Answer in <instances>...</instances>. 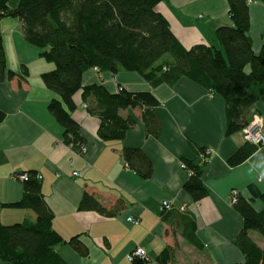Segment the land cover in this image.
<instances>
[{
  "label": "crops",
  "instance_id": "obj_1",
  "mask_svg": "<svg viewBox=\"0 0 264 264\" xmlns=\"http://www.w3.org/2000/svg\"><path fill=\"white\" fill-rule=\"evenodd\" d=\"M17 3L9 0L11 7ZM156 9L186 48L217 46L216 29L231 24L227 0H163ZM249 21L248 35L257 53L264 45L263 2L250 4ZM0 37L7 69L16 73L0 81V224L32 218L28 210L2 205L22 198L18 176L33 171L41 176L53 229L66 240L77 236L84 245V255L67 244L56 247L66 264H130L126 257L138 246L145 249L149 264H158L155 258L166 247L174 249L171 264L243 262V254L234 245L243 220L230 195L237 190L249 198L250 187L264 191V146L242 164H228L244 141L242 131L226 134L228 112L222 97L186 77L153 86L135 72L88 70L82 87L97 84L110 93L123 88L152 94L160 128L157 135H149L143 125L144 110L129 108L120 114L132 117L135 124L124 139L102 141L98 136L100 120L87 111L93 101L87 98L85 102L80 90L73 97L76 110L72 113L85 141L79 153L62 142L63 129L47 109L56 95L43 85L40 76L53 65L24 40L18 19L0 17ZM255 117L261 119L264 133V96L250 109L249 123ZM129 148L140 149L150 159L152 174L148 179L127 166L123 152ZM199 149H205L207 155L199 157ZM204 159L207 163L201 179L207 194L194 202L183 190L188 176L182 164ZM86 196L104 212L80 208ZM164 201L171 211L162 216ZM253 206L257 211L262 208L259 201ZM129 217L138 224L129 223ZM190 224L197 245L187 239Z\"/></svg>",
  "mask_w": 264,
  "mask_h": 264
},
{
  "label": "trees",
  "instance_id": "obj_2",
  "mask_svg": "<svg viewBox=\"0 0 264 264\" xmlns=\"http://www.w3.org/2000/svg\"><path fill=\"white\" fill-rule=\"evenodd\" d=\"M163 0H18L15 7L9 0H0V17L18 19L24 40L39 50V56L53 68L42 73L43 85L56 97L47 109L63 129L62 142L77 152L84 150L85 141L79 124L72 118L76 110L74 95L82 90L89 114L100 120L98 136L102 141L122 140L135 120L121 116L129 108H142L146 132L159 133V119L154 110L157 101L149 92H130L120 88L108 92L102 85L82 87L83 74L88 70L116 74L135 72L153 86L171 84L186 77L206 91L223 98L227 106L226 134L242 131L248 124V114L264 96V45L256 53L248 35L249 6L264 0H227L230 25L215 31L217 46L197 44L184 47L171 30L167 19L156 7ZM23 75L28 74L25 68ZM16 76L7 69L5 50L0 37V81ZM256 146L244 142L228 159L231 167L245 162ZM198 156H206L199 149ZM129 169L142 179L152 174L150 159L140 150L129 148L123 152ZM202 161V160H201ZM183 163L187 179L183 190L194 202L207 194L202 182L204 159ZM21 180L23 195L6 208H23L33 216L11 225L0 224V261L4 264H66L56 247L69 245L84 255L85 248L77 236L64 239L53 229V214L41 191L37 173L30 171ZM250 197L239 195L235 210L243 225L234 245L243 254L241 264H264V250L249 236L257 232L264 240V191L249 188ZM259 201L261 210L253 203ZM80 208L104 212L87 196ZM169 211H162L164 216ZM190 231V232H189ZM190 224L187 239L197 245ZM172 247L164 248L155 258L158 264H171ZM150 259L135 258L132 264H149Z\"/></svg>",
  "mask_w": 264,
  "mask_h": 264
},
{
  "label": "built area",
  "instance_id": "obj_3",
  "mask_svg": "<svg viewBox=\"0 0 264 264\" xmlns=\"http://www.w3.org/2000/svg\"><path fill=\"white\" fill-rule=\"evenodd\" d=\"M95 72H97V69H93ZM242 138L244 142H248L249 144L258 147L264 146V133L262 129V122L259 117H255L252 122H250L243 130H242ZM73 175H77V173H74ZM19 179L24 180L26 179L27 175L22 174L18 176ZM37 179L41 180V176L37 174ZM239 197V193L237 190H233L230 195L231 203L236 204L237 198ZM161 212L166 210H171V206L168 202L164 201L162 202L161 206ZM180 210H183L181 208ZM127 221L133 225H137L138 221L136 219H133L132 217L127 218ZM147 258L149 257L146 254V251L142 247H135L126 257L127 261L132 264L133 260L135 258Z\"/></svg>",
  "mask_w": 264,
  "mask_h": 264
},
{
  "label": "rangeland",
  "instance_id": "obj_4",
  "mask_svg": "<svg viewBox=\"0 0 264 264\" xmlns=\"http://www.w3.org/2000/svg\"><path fill=\"white\" fill-rule=\"evenodd\" d=\"M243 139V138H242ZM250 236L260 244L262 248H264V240L263 238L255 231L250 232Z\"/></svg>",
  "mask_w": 264,
  "mask_h": 264
}]
</instances>
